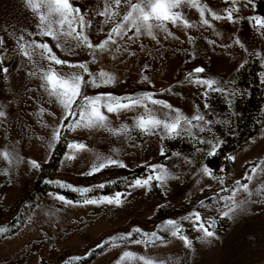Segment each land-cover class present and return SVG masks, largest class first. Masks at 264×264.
<instances>
[{"label":"rangeland","instance_id":"obj_1","mask_svg":"<svg viewBox=\"0 0 264 264\" xmlns=\"http://www.w3.org/2000/svg\"><path fill=\"white\" fill-rule=\"evenodd\" d=\"M71 2L91 19L92 26L87 29L91 42L106 39L113 25L95 15L102 10L103 0ZM201 3L206 6L205 18L210 26L201 23L196 9H180L192 27L169 25L168 32L156 29L155 39L128 32L124 39L116 38L117 44L109 45L112 51L97 52L93 62L91 50L73 48L72 41L56 48L50 38L28 36V32L38 29L24 0H0V111L4 112L0 117V226L5 229L0 232V264H118V256L124 251L149 256L158 264H264V191H255L264 186V101L255 131L238 141L237 103H243L249 95V89L239 84L238 72L247 62L228 65L220 54V48L229 42L244 47L248 41H260V56H250L248 60H258L259 78L264 84V28L256 23L264 21V17L256 13L252 0ZM212 13L221 18L212 19ZM22 34L26 40L49 43L62 60L87 63L91 73L103 70L114 76L110 85H86V96L150 94L171 106L170 110L149 104L158 118L172 117L179 111L188 118L203 115L204 121H193L199 127L191 129L192 135L184 132L169 137L162 129L146 134L134 127L137 115L145 109L135 108L106 113L110 128L127 126V134L114 135L108 128L63 129L59 141L53 142L52 133L63 109L44 91L38 76L30 75L35 65L19 52L17 38ZM231 37L235 40L231 41ZM206 52L210 59L201 62ZM196 68L203 72H195ZM58 71L80 70L58 66ZM90 79L85 75L86 81ZM198 80H215L214 89L220 91L208 89ZM73 143L86 148L74 151L68 147ZM212 144L219 146L210 156ZM222 145L227 150L220 156ZM60 150L62 154L52 167ZM5 151L11 153L9 160L3 158ZM109 158L125 167L110 165L87 174L98 162ZM32 161L40 167H32ZM157 166H163L169 176L164 184L153 179L146 187L134 186L136 179L158 174L161 169ZM204 167L212 171V177L201 171ZM135 171L137 176L132 175ZM246 175L253 176L251 183ZM238 180L248 184L253 195L239 192L235 199L244 202L232 209L229 196ZM41 188L46 191L39 195ZM74 189L91 191L81 194ZM118 193L120 205L84 203L86 199L113 198ZM60 196L72 203L59 200ZM193 212L200 214L205 227L213 225L209 230L214 237L203 238L194 222L186 219ZM224 212L229 214L225 216ZM168 220L178 222L181 235L191 241L190 247L162 230ZM153 232L160 239L145 243V234ZM129 234V239H117L118 246H112L113 237Z\"/></svg>","mask_w":264,"mask_h":264},{"label":"snow or ice","instance_id":"obj_2","mask_svg":"<svg viewBox=\"0 0 264 264\" xmlns=\"http://www.w3.org/2000/svg\"><path fill=\"white\" fill-rule=\"evenodd\" d=\"M232 4L236 3V0H227ZM26 8H28L37 20V31L28 32V36H40L41 38L47 37L52 41H55L56 48H62L64 44L72 41L73 48H87L90 49L93 54V62L95 61V54L97 52L112 51L109 45L117 44V39H124L128 32H133L135 36L148 35L155 39L154 30L158 29L164 32H168V26H183L190 28L193 25L184 17L180 11L182 8H192L199 12L201 17V23L209 25V20L205 18L207 11L206 6L201 3V0H103L102 10L95 13V15L103 18L105 24H112L113 26L106 33V39L102 42L93 44L87 35V29L91 28V19L88 18V14L82 12L80 8L74 7L71 0H24ZM235 10V9H233ZM232 12H228V19H231ZM212 19H220L215 13L211 14ZM257 25L264 28V21L256 20ZM171 35V33H168ZM63 37V41L61 38ZM3 40L0 39V44ZM17 44L19 46V52L26 59L35 65V71L30 75L38 76L42 81L41 87L47 92L48 96L52 98L63 109V116L60 123L55 127L52 133L53 142H58L61 135V130H75L76 128H108L114 135L127 134L129 131L127 126H121L119 129H111L108 116L106 113H119L120 111H131L135 108H144L143 114H138L134 127L146 134H152L157 129H162L169 137L182 135L184 132H188L192 135L191 129L199 127L193 124V121H204L203 115H194L191 118L183 116L179 111L175 112L172 117H166L165 119L158 118L148 105H161L164 108L171 106L158 101L153 98V95L145 94L142 96H128V97H115L110 93H101L94 97H89L83 94V89L86 85L93 87H101L113 84L115 78L112 74L103 70L98 73H91L88 69L87 63L72 64L66 60L60 59L53 51V47L47 42H39L35 39L26 40L22 34L17 38ZM115 51H119L116 48ZM58 66H66L69 68L79 69L80 71L63 73L58 71ZM3 72H7L4 68ZM195 72H203L202 68H196ZM85 75L91 77L90 80H85ZM208 89L220 91V89H214L216 84L215 80H202L196 81ZM103 109V110H102ZM43 111V110H42ZM4 116V112L0 111V117ZM71 118V119H69ZM64 121H69L65 125ZM203 131V129H200ZM201 143L205 141L201 140ZM219 145L212 144L208 152V155L213 156L216 154V149ZM70 149L74 151H82L86 148L84 144H70ZM163 154V151L162 153ZM11 153L5 151L3 153L4 160H9ZM69 159H74V156H69ZM233 159V157H228ZM32 167L39 168L40 165L32 161ZM119 167H125L124 164L118 163L113 159L101 160L93 166L92 170L87 173L92 175L95 172L102 170L110 165H117ZM160 167V172L155 176H149L144 180L136 179L134 186L146 187L150 182L155 179L160 184H164L169 178L167 171ZM259 167V166H257ZM153 172H156V167L152 168ZM201 171L212 177V171L204 167ZM223 171V169H222ZM264 171V169H262ZM257 168L252 169V173H256ZM245 179L251 183L253 176L246 175ZM220 182L223 183L222 178ZM236 188L231 190L229 199L233 201L232 209L238 207L244 200L236 201V196L239 192L245 193L247 196L253 195L248 187V184H241V181H236ZM64 187H71L69 185H63ZM100 187H103L101 185ZM81 194H85L91 189H74ZM256 194L264 191V186L257 188ZM121 194H116L113 198H104L101 201L86 199L84 203H108L120 205L122 203L120 199ZM59 200L65 203H72L71 201H65L63 196L57 197ZM204 202L201 201L203 206ZM229 213L224 212L223 215L227 216ZM186 219L192 220L197 226V230L203 233V238L214 237L215 233L209 230L213 225L205 227L202 223V218L198 212H193ZM4 227L0 226V232L4 231ZM163 231L170 232L171 235L177 236L183 240L186 247L191 246V241L187 237L181 235L182 229L177 221L168 220L162 227ZM135 232H140V229H133ZM147 239L145 243H154L156 239H160L155 232L151 234H145ZM129 237H113L112 246L117 247L115 243L117 239H129ZM140 243V241H134ZM102 247V245H98ZM79 259V258H75ZM158 264L151 257L145 255H137L130 251H124L118 256V264Z\"/></svg>","mask_w":264,"mask_h":264},{"label":"trees","instance_id":"obj_3","mask_svg":"<svg viewBox=\"0 0 264 264\" xmlns=\"http://www.w3.org/2000/svg\"><path fill=\"white\" fill-rule=\"evenodd\" d=\"M255 2L256 13L264 17V0H252ZM261 67L258 60L250 58L247 63L242 66L238 72L239 84L249 89V95L243 103H237V110L239 112V118L237 122V130L239 131L238 141L244 140L251 136L256 129V120L259 118V113L264 101L263 90L264 84L259 78V72ZM254 117V121L252 118ZM227 148L222 145L219 149V155L222 156ZM62 154V150L59 151L57 157L52 161L51 166L55 167L57 161ZM215 162V159H214ZM137 172H132L133 176H137ZM55 190V189H49ZM45 189L41 188L39 195L45 193ZM61 194L72 197L74 195L61 190H56ZM44 264V263H43Z\"/></svg>","mask_w":264,"mask_h":264},{"label":"crops","instance_id":"obj_4","mask_svg":"<svg viewBox=\"0 0 264 264\" xmlns=\"http://www.w3.org/2000/svg\"><path fill=\"white\" fill-rule=\"evenodd\" d=\"M183 11H185V8H182ZM234 29H236V26H232ZM243 33V29L241 31V34ZM254 37H256L254 35ZM259 37V36H257ZM235 38L231 37V41H234ZM221 51V56H222V60L224 63L230 65H234L235 63H240V65H243L244 63L247 62L248 58L250 56H260L261 54V45H260V41H257L256 39L251 41H248L247 46L245 45L244 47H241L239 45H237L236 42L232 43L229 42L227 46L221 47L220 48ZM205 57L206 59L204 61L201 62H207L208 59H210V54H208L207 52L205 53ZM241 58V59H240ZM210 63H212V61L210 60Z\"/></svg>","mask_w":264,"mask_h":264}]
</instances>
